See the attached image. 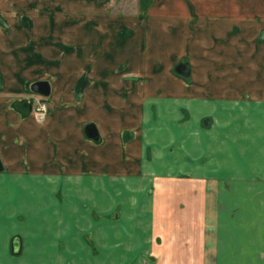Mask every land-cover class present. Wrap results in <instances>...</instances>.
<instances>
[{"label": "crops", "instance_id": "obj_1", "mask_svg": "<svg viewBox=\"0 0 264 264\" xmlns=\"http://www.w3.org/2000/svg\"><path fill=\"white\" fill-rule=\"evenodd\" d=\"M87 1L0 0V264H264V0Z\"/></svg>", "mask_w": 264, "mask_h": 264}, {"label": "rangeland", "instance_id": "obj_2", "mask_svg": "<svg viewBox=\"0 0 264 264\" xmlns=\"http://www.w3.org/2000/svg\"><path fill=\"white\" fill-rule=\"evenodd\" d=\"M68 0H66L67 2ZM141 0H115L113 4L112 11L115 12V16H122L123 13H131L133 10L140 12L139 5H136V2H139ZM144 1V0H142ZM64 2L58 3V6L66 7V4H63ZM89 3V0L87 1ZM132 4L131 7H129ZM71 15L75 16V18H79V10L76 9V11H71ZM100 17V15H99ZM101 19H99L100 21ZM99 30L94 31L95 21H92L90 19H86L85 24H81V36L83 39L77 40L76 42L71 43H65L63 44V41H60L61 47L65 51H72V50H79L80 55L78 56V59L83 64H90L94 63L96 60L97 64H103L104 63V54L101 55H95L91 56L89 55V50L94 49L98 52L104 51L106 48L109 49H120L124 48L126 42L133 43L136 40V37L130 38V40L122 39L121 37L115 35L114 31H110L104 23L99 22ZM57 46V45H55ZM53 60V59H51ZM117 64H126V61H122L121 56H112V58L107 60L105 62V65L108 67H113Z\"/></svg>", "mask_w": 264, "mask_h": 264}, {"label": "water", "instance_id": "obj_3", "mask_svg": "<svg viewBox=\"0 0 264 264\" xmlns=\"http://www.w3.org/2000/svg\"><path fill=\"white\" fill-rule=\"evenodd\" d=\"M187 67L186 64L184 63H180L176 66L175 71L183 76H189L190 72L186 71ZM32 90L33 92L43 95V96H49L51 93V87L50 84L47 81H38L36 83H34L32 85ZM33 101L32 100H25L23 102H21V105L24 109V111L26 112V114H29L32 112L33 110ZM86 134L89 138L94 139L96 141L99 140V133L98 130L96 128V126L94 124H89L86 127ZM4 169L3 167V163L2 160L0 158V171H2Z\"/></svg>", "mask_w": 264, "mask_h": 264}, {"label": "built area", "instance_id": "obj_4", "mask_svg": "<svg viewBox=\"0 0 264 264\" xmlns=\"http://www.w3.org/2000/svg\"><path fill=\"white\" fill-rule=\"evenodd\" d=\"M34 99V113L39 121H44L48 114V105L40 97H35Z\"/></svg>", "mask_w": 264, "mask_h": 264}, {"label": "bare ground", "instance_id": "obj_5", "mask_svg": "<svg viewBox=\"0 0 264 264\" xmlns=\"http://www.w3.org/2000/svg\"><path fill=\"white\" fill-rule=\"evenodd\" d=\"M198 1V0H197ZM201 1V0H200ZM214 2V1H213ZM205 6V5H204Z\"/></svg>", "mask_w": 264, "mask_h": 264}]
</instances>
